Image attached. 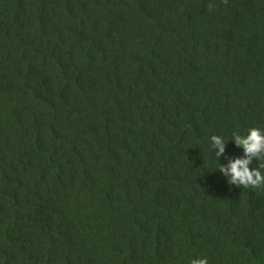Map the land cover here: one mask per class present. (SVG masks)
Listing matches in <instances>:
<instances>
[{
    "label": "trees",
    "instance_id": "1",
    "mask_svg": "<svg viewBox=\"0 0 264 264\" xmlns=\"http://www.w3.org/2000/svg\"><path fill=\"white\" fill-rule=\"evenodd\" d=\"M250 127L264 0H0V264H264Z\"/></svg>",
    "mask_w": 264,
    "mask_h": 264
},
{
    "label": "clouds",
    "instance_id": "2",
    "mask_svg": "<svg viewBox=\"0 0 264 264\" xmlns=\"http://www.w3.org/2000/svg\"><path fill=\"white\" fill-rule=\"evenodd\" d=\"M231 139L237 147L243 149V155L228 160L227 164H220L219 157L225 154L226 139L222 135H212L209 138L211 150L215 149V160L218 161V171L223 173L230 185L237 187H260L264 186V164L259 167H251L253 158H264V129L250 127L246 134L233 132ZM189 264H208L206 256H194Z\"/></svg>",
    "mask_w": 264,
    "mask_h": 264
}]
</instances>
